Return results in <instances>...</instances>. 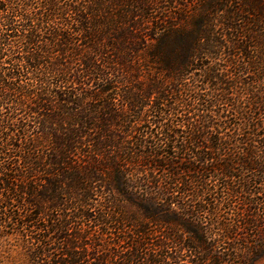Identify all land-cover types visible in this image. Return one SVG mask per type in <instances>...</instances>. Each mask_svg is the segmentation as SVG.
<instances>
[{
  "label": "trees",
  "instance_id": "1",
  "mask_svg": "<svg viewBox=\"0 0 264 264\" xmlns=\"http://www.w3.org/2000/svg\"><path fill=\"white\" fill-rule=\"evenodd\" d=\"M264 259V0H0V264Z\"/></svg>",
  "mask_w": 264,
  "mask_h": 264
},
{
  "label": "rangeland",
  "instance_id": "2",
  "mask_svg": "<svg viewBox=\"0 0 264 264\" xmlns=\"http://www.w3.org/2000/svg\"><path fill=\"white\" fill-rule=\"evenodd\" d=\"M257 264H264V259H262L261 261H259Z\"/></svg>",
  "mask_w": 264,
  "mask_h": 264
}]
</instances>
